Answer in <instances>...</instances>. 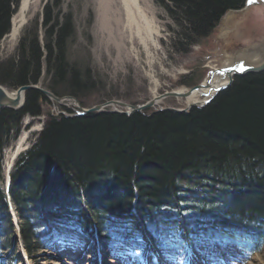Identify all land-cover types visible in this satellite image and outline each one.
<instances>
[{
    "label": "trees",
    "instance_id": "obj_1",
    "mask_svg": "<svg viewBox=\"0 0 264 264\" xmlns=\"http://www.w3.org/2000/svg\"><path fill=\"white\" fill-rule=\"evenodd\" d=\"M244 1L155 0L175 22L179 38L174 42L182 52ZM15 5V0H0V40L9 32ZM42 20L40 39L37 25L22 31L17 55L1 71L0 83L35 84L43 65L53 94L81 98L95 82L87 68L66 61L71 21L52 11H45ZM40 96L30 90L22 109H0V152L25 115L40 114ZM8 197L29 253L41 250L39 242L46 237L53 243L57 232L88 236L92 224L106 250L113 251L123 239L140 248L134 215L155 242L181 225L186 239L180 248L185 242L193 248L212 235L245 242L251 252H259L264 243V71L235 77L208 105L186 113L50 117L10 172ZM8 202L0 184V243L3 234L13 233ZM82 207L90 212L87 223L81 222ZM165 213L180 219L170 224ZM197 217L209 218V228H192L188 219Z\"/></svg>",
    "mask_w": 264,
    "mask_h": 264
},
{
    "label": "rangeland",
    "instance_id": "obj_2",
    "mask_svg": "<svg viewBox=\"0 0 264 264\" xmlns=\"http://www.w3.org/2000/svg\"><path fill=\"white\" fill-rule=\"evenodd\" d=\"M15 1L16 5L12 14L17 11L19 0ZM141 2L159 30L157 45L153 47L149 44L147 51L135 36L130 39L126 29L122 31V28H116L108 20L103 7L95 4V0H37L27 13L26 22L20 28L18 35L10 40L6 38L8 32L0 40V76H2L1 71L5 69L7 62L17 55V46L22 31L29 32L31 26L37 25L40 39L42 31L39 26L43 21L45 11L58 12L70 19L74 33L68 42L67 52H65L66 61L80 70L87 68L90 78L94 79L95 88L83 92L81 98L72 96L82 108L102 104L110 99L127 104H140L149 100L153 92L161 94L165 91L190 88L204 79L209 70L219 67L230 51L246 45L250 40L247 39L248 36L251 39L254 38V42H256L263 32L259 29L255 34L256 37H252L249 29L251 26L243 25L241 31L235 35L234 31L230 32L224 29L228 25L219 19L207 37L201 39L197 44L188 45L186 51L182 52V45L179 42V44L174 42L179 38L175 22L155 0H141ZM241 36H245L246 39ZM47 81L48 77L45 74L44 66L41 65L38 85L49 90L46 85ZM186 81L191 83H185ZM0 85L8 92L14 91L16 88L8 84L0 83ZM59 97L63 98L60 102L61 105L52 100L40 99L38 104L40 114L35 117L25 115L17 135L1 148L2 181L0 184L6 194L7 202L9 201L6 190L7 174L9 172L8 175H10L19 156L33 148L38 134L44 129L48 118L56 117L62 112L68 113L73 108L71 100L65 98V95ZM183 101L180 98L165 97L158 104L161 107L181 109ZM106 109L109 110L111 107ZM152 110L148 109L144 112L149 113ZM36 118H40L42 122L34 120ZM26 120L29 121L27 126L24 125ZM34 121L41 124L38 131H30ZM23 132H28L29 136L26 141L28 144L22 152L13 158L11 167L5 174L6 155L13 149ZM8 208L13 233L11 237L6 235L7 233L2 235L0 264H4L3 261L8 264H78L74 263L73 258L67 256L69 251H66V255L63 254L64 251H58L56 243H54L55 247H51L49 250L27 252V248H24L21 242L19 218L9 202ZM82 212L85 220L82 219L81 222L87 223L85 221L91 219L90 212L86 207H82ZM136 222L139 225L142 224L139 218L136 219ZM76 233L83 241L84 236L81 233ZM97 236L98 234L92 239L91 250L95 252L94 259L88 256L81 260L80 264L83 262H85L84 264H144V255L135 257L134 247L131 246L118 245L115 255L110 257L107 250H100L101 243ZM145 237L149 238L147 235ZM210 238H212L211 235L206 240ZM75 239V236H71L63 240L60 246L76 249ZM122 242L124 243L126 240H122ZM224 242H220L219 239H211V242L207 241L204 244L195 243L194 248L185 245L186 247L183 249H175L178 245H173V251L161 254H159V250H154L155 252L151 255V264H264V244L259 252L249 255L247 259H238L239 261H237V258H240L238 255L241 253L240 248L233 250L231 242ZM126 254H132L131 260L126 258ZM158 255L161 259L158 258ZM118 257L122 260L120 261Z\"/></svg>",
    "mask_w": 264,
    "mask_h": 264
},
{
    "label": "water",
    "instance_id": "obj_3",
    "mask_svg": "<svg viewBox=\"0 0 264 264\" xmlns=\"http://www.w3.org/2000/svg\"><path fill=\"white\" fill-rule=\"evenodd\" d=\"M220 19L224 24L226 23L228 25V27L225 26L224 29L230 32L234 31L233 33H236L235 35L241 31L243 25L251 26L249 29L253 35L252 37H256L255 34L259 31V29L263 30V32H261L260 37L256 42H254V38L251 39V37L248 36L247 39L250 40L246 45L238 49L234 48L233 51H230V53H228L222 61L223 63L230 62L228 66L221 68L217 67L209 70L204 79L190 88H187L184 92H178L177 90L165 91L140 104H127L122 101L110 99L102 104H97L89 108H82L74 97L66 96L65 98L71 100L73 108L70 109V111L73 113L68 111V113L62 112L59 115L77 117L92 113H117L124 116H130L134 113H142L148 109H153L151 113L162 111L186 113L191 108H203L208 105L221 91L231 86L235 77H241L247 74H256L264 71V0H252V2L245 0L242 7L239 9L226 10ZM213 74L222 76L225 79V82L217 88H214L211 95H204L206 97L209 96L207 99L199 101V103L196 104L184 106L181 109L161 107L156 103L157 100H161L165 97L184 98L190 96L194 91L201 89L203 86H208ZM30 90L37 91L41 95L40 99L52 100L57 102L59 105H61L60 102L63 100L62 97H58L49 90L40 87L38 82L35 84L20 85L11 92H8L0 85V109H10L14 111L22 109L25 104L26 93ZM107 107H111V109L107 110ZM34 120L39 121L40 118H36ZM24 125H29V121L26 120Z\"/></svg>",
    "mask_w": 264,
    "mask_h": 264
},
{
    "label": "bare ground",
    "instance_id": "obj_4",
    "mask_svg": "<svg viewBox=\"0 0 264 264\" xmlns=\"http://www.w3.org/2000/svg\"><path fill=\"white\" fill-rule=\"evenodd\" d=\"M36 1L37 0H19L18 1L17 11L15 14L11 15L12 16L11 17V27H10L9 33L6 35L7 39L11 40L18 35L20 28L26 22L27 13L30 11L31 6L33 4H35ZM95 4L103 7V11L105 12L106 16L108 17V20L116 28H122V31L124 29H126L128 34H129L130 39L135 36L139 40V42L142 44L143 48L146 51L149 48L148 47L149 44H151L153 47H155L157 45V37H158L159 30H158L157 26L155 25L153 18L150 17L149 14L147 13V10L144 7V5L142 4L141 0H95ZM221 64L219 66L220 68L228 66L230 64V62H227V63L222 62ZM224 82H225V79L222 76H218L216 74H213L211 76L210 83L208 84V86H203L201 89L194 91L190 96L180 98V99L184 100L183 101V107L188 106V105H192V104H196V103H199V101H203V100L207 99L209 96L206 97L204 95H206V94L211 95L214 91V88H217L218 86L222 85V83H224ZM176 90L178 92L179 91L184 92L186 89H176ZM156 95L157 94H155L153 92L151 98L156 96ZM65 96H67V95H65ZM159 102H160V100H157L156 103L158 104ZM149 114H152V113L149 112ZM48 120H49V118H48ZM40 121L42 122V120H40ZM40 127H41V124H38V122L34 121L30 131H38L40 129ZM28 136H29L28 132H23L22 135L17 140L13 149L10 150L8 152V154L6 155L7 156V163H6V167L4 169L5 174L8 172L9 168L11 167L13 158L25 149V146L28 144L26 142ZM47 215L48 216H46V217H49L52 214L51 215L47 214ZM164 215H165V219L167 221H169L170 224H171V222H174L175 219L176 220L180 219L179 215L175 216V217L171 213H165ZM172 216H173V218H172ZM182 217L184 219V216H182ZM135 218L137 219L139 217L136 216ZM188 222L189 223L191 222V224H189V223L188 224L192 228H194L195 230L207 229V228H209V223L211 224V222L209 221V218H204V217H200V218L197 217V218H194L192 220L188 219ZM196 222H198V223H196ZM58 223H59V221H58ZM139 226H140L142 238L138 239V240L140 242L142 239H145L143 242V244H144L143 248L145 250L149 249L153 252H155L156 250H159V252H160L159 254L171 252V250L173 251V245H178L177 247H175V249H178L180 247V245L182 244V241H184L186 239L185 228L181 227V225L180 226H171V227H173L172 229L174 232L168 234L164 238L157 239V242L154 241V238L152 235L150 236V233L148 230H145L142 228L143 223ZM57 233H60V232H57ZM145 235H147L149 238L147 239L145 237ZM50 237L51 236L46 237V240H44L46 244L43 242H41L42 243L41 244L38 241L40 246L42 247L41 250H43V249L49 250L51 247H55L54 243H56V245H58V248L60 247L62 240H60V238H58L56 236V240L52 243L49 241ZM52 237H54V236H52ZM92 239H94V234L89 233L85 240L92 241ZM211 239H219L220 242L225 241V240L221 239L220 237L214 236V237L207 239L205 241H203V239L200 240V242H201L200 244L207 243V241L211 242ZM85 240H83V241L79 240L77 242V244L79 246H81L82 244H84ZM192 240L197 241V236L196 237L193 236ZM126 242H124L125 245H126ZM225 242H231V241H225ZM230 244L232 245L233 250H235L236 248H238V249L240 248V250H241V253L238 254L240 256V258H237V261H239L238 259H242V260L247 259L249 255L255 253V252H251V247L245 242H242V243L241 242H237V243L231 242ZM57 250L60 251L59 249H57ZM94 254H95L94 251H92V250L89 251V255L92 259H94Z\"/></svg>",
    "mask_w": 264,
    "mask_h": 264
},
{
    "label": "snow or ice",
    "instance_id": "obj_5",
    "mask_svg": "<svg viewBox=\"0 0 264 264\" xmlns=\"http://www.w3.org/2000/svg\"><path fill=\"white\" fill-rule=\"evenodd\" d=\"M249 2H252V0H249Z\"/></svg>",
    "mask_w": 264,
    "mask_h": 264
}]
</instances>
